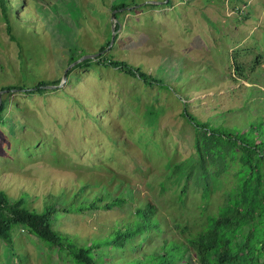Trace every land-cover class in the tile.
<instances>
[{
  "label": "rangeland",
  "instance_id": "rangeland-1",
  "mask_svg": "<svg viewBox=\"0 0 264 264\" xmlns=\"http://www.w3.org/2000/svg\"><path fill=\"white\" fill-rule=\"evenodd\" d=\"M35 1L11 0V30L0 6V92L9 83L26 86L2 92V98L11 94L0 118V189L38 209L46 196L68 203L84 183L81 199L98 190L126 193L123 206L55 213V228L79 243L114 236L147 203L172 235L179 234L175 222L190 228L204 222L201 188L190 179L184 193V173L169 177L176 163L195 154V129L184 112L240 137L251 134L252 124L264 125V0H138L122 10L119 41L106 53L152 74L153 84L96 65L76 70L61 87L29 93L38 80L63 76L70 46L92 54L112 39L117 10L113 0ZM14 14L29 22L15 24ZM233 49L245 77L234 73ZM221 190L216 187L206 214L217 210ZM22 228H12V244L0 239V264H67ZM144 235L130 238L141 242L136 257L153 246Z\"/></svg>",
  "mask_w": 264,
  "mask_h": 264
},
{
  "label": "trees",
  "instance_id": "trees-1",
  "mask_svg": "<svg viewBox=\"0 0 264 264\" xmlns=\"http://www.w3.org/2000/svg\"><path fill=\"white\" fill-rule=\"evenodd\" d=\"M236 1L231 0V3ZM35 2L38 3L37 0ZM24 3L25 1L22 4ZM134 3L139 2L138 0L112 1V10H117L114 11L116 34L111 47L120 38L122 10ZM243 3L247 4L246 1ZM10 4L11 0H0L3 15L8 22V30L12 29ZM149 4L155 5V3ZM53 5V8L57 9V4ZM79 7L81 12H86L84 10H87V7L84 4H80ZM233 7L237 8L238 12L242 11L241 6L234 4ZM43 8L46 10L48 7ZM14 15L15 24L29 22L18 20L17 15ZM63 25L65 31L71 29L66 20ZM110 42L111 37H108L99 49L94 51L99 54L73 65L68 70L67 80L70 81L73 76H78L75 73L76 70L103 65L117 68L127 74L138 76L147 84H153L152 74L146 73L141 67L126 59L115 58L111 52L106 53L111 50L110 47L105 51ZM70 50L68 64L79 59L86 52L84 48L74 49L72 46ZM239 54L238 49L232 50L234 73L245 77L242 66H237ZM260 58L262 54L258 55V62H261ZM61 80L62 76L54 80L41 79L27 90L29 93L44 92L46 90L44 85L59 84ZM24 88L26 86L17 83L2 85V89L6 91ZM9 94L11 93L8 92L2 98L1 119L8 109ZM148 112L152 116L158 115L157 110L149 109ZM184 115L195 129V154L190 162L184 160L176 163L173 166L174 176L169 177H179L181 172L184 173L182 192L188 189L187 184L190 179L193 184L201 188V197L207 198L205 203L199 204L201 215L204 214V222L192 228L181 222H175L172 231L174 233L178 231L179 234L172 235L170 230H165L159 217H153V211L157 208L155 204L147 203L145 208L140 206L136 209L134 222L128 221L122 227L118 226L114 236H108L105 240L79 243L56 229L55 220L65 213L123 206L127 202L126 193L112 196L106 190H98L93 198L81 199L88 185L84 183L78 191L74 192L68 203L57 205V199L52 200L53 196H46L43 207L38 209L30 207L25 196L11 198L5 190L0 189V239L12 244V228L20 225L22 229H28L31 234L47 242L49 247L56 249L59 260L62 259L67 264H193L194 260L199 264H264V125L252 124L249 127L251 134L240 137L231 129L224 130L199 120L187 110ZM220 179L222 186L218 184ZM217 186L222 189L221 203L216 211L206 214L210 203L216 197L212 195ZM162 187L165 189L164 183ZM105 197L110 200H105ZM57 212L60 216L56 218ZM153 229L155 233H151ZM144 233H146L145 239L153 246L144 251L142 257H136L133 250L140 247L141 242L130 241V238L133 235L136 238ZM157 238H159L158 241ZM119 255L121 258H118ZM125 256L128 257L127 260H132L121 262Z\"/></svg>",
  "mask_w": 264,
  "mask_h": 264
},
{
  "label": "water",
  "instance_id": "water-1",
  "mask_svg": "<svg viewBox=\"0 0 264 264\" xmlns=\"http://www.w3.org/2000/svg\"><path fill=\"white\" fill-rule=\"evenodd\" d=\"M114 13L115 12L112 13V18L113 19H115V14ZM115 25H116V22H114V25H113V37L111 39L110 45L107 47V49H105V51L108 50L109 47L114 43V38H115V34H116ZM97 54H99V53L85 54V55L81 56L79 59L75 60L74 62H72V63H70L68 65V67L66 68V70L63 73L62 80H61V82L59 84H46V85H44V87H46V88H57V87L63 86L66 83V81H67V73H68V70L73 65H76L78 62L82 61L85 58L95 57ZM11 90H15V89H11ZM3 91H6V90L3 89L0 92V105H1V102H2V92Z\"/></svg>",
  "mask_w": 264,
  "mask_h": 264
}]
</instances>
